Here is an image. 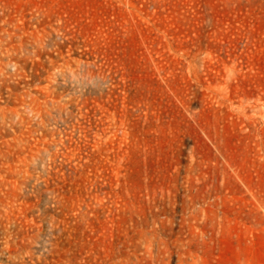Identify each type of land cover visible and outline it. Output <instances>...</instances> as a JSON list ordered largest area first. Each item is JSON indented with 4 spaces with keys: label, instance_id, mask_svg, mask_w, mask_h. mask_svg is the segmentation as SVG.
<instances>
[{
    "label": "rangeland",
    "instance_id": "rangeland-1",
    "mask_svg": "<svg viewBox=\"0 0 264 264\" xmlns=\"http://www.w3.org/2000/svg\"><path fill=\"white\" fill-rule=\"evenodd\" d=\"M0 264H264V0H0Z\"/></svg>",
    "mask_w": 264,
    "mask_h": 264
}]
</instances>
